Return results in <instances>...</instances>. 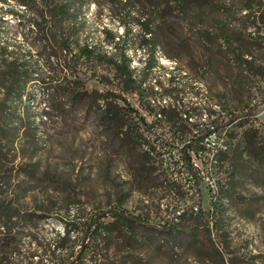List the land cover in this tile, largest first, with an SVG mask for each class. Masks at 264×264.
<instances>
[{
  "label": "trees",
  "instance_id": "obj_1",
  "mask_svg": "<svg viewBox=\"0 0 264 264\" xmlns=\"http://www.w3.org/2000/svg\"><path fill=\"white\" fill-rule=\"evenodd\" d=\"M1 1L15 2L14 8L19 10L9 12L39 38L37 53L46 61V66L40 67L27 56L0 46V106L4 113L9 102L28 94L29 85H44L50 106L65 120L66 129L89 131L94 150L108 159L104 171L117 162L128 175L124 182L127 188L116 189L113 206L98 207L88 217L67 214L62 233L42 250L40 257V247L31 253L27 264H42L45 259L49 264H145L136 254L142 247L163 254V260L167 257L171 262L181 253L194 250L201 254L207 249L211 260L226 264L219 246L200 244L201 233L211 235L205 211L188 208L167 222L155 224L144 211L132 213L123 203L133 192L146 194L157 183L159 174L172 170H179L184 178L166 184L184 189L191 184L199 188L202 174L218 173L225 166L234 174L238 169L255 174L264 169V140L258 141V133L249 121L259 107L250 105L245 96L249 81L264 82V0H114L111 4L112 11L129 7V16L139 4L142 39L154 41L147 71L157 64L156 50L162 45L168 58L185 61L196 75L202 74L201 82L216 88L220 109L230 115L217 118L208 111L206 124L198 122L195 108L186 110L176 102L181 95L179 87L168 90L158 83L168 99L157 106V91L146 83V77L138 79L126 53L109 57L89 46L75 49L72 37L76 32L64 23L77 19L86 0ZM105 33L115 42L116 34ZM32 45L35 48L36 42ZM173 50L175 54H171ZM33 55L31 51L30 58ZM77 59L105 63L114 70V77H97L104 85L99 89L91 83L96 72L82 73L74 65ZM128 93L139 97L154 121L131 104ZM262 94L260 104L264 103V91ZM4 120L0 115V123ZM213 135L218 142L212 148L207 141ZM175 194L185 198L181 190ZM213 211L223 219L216 203ZM44 212L35 215L13 203H0V264H13L12 256L20 248L16 224L32 222L35 216L44 220L48 216ZM122 246L126 250H121ZM34 258L37 261L33 262Z\"/></svg>",
  "mask_w": 264,
  "mask_h": 264
},
{
  "label": "rangeland",
  "instance_id": "obj_2",
  "mask_svg": "<svg viewBox=\"0 0 264 264\" xmlns=\"http://www.w3.org/2000/svg\"><path fill=\"white\" fill-rule=\"evenodd\" d=\"M113 1L86 0L77 19L64 23L65 27H73L76 32L72 37L76 50L77 46H89L109 57L126 53L138 79L146 77V83L157 91V106L168 99L161 92L158 84L161 83L168 90L179 87L181 95L176 102L186 110L195 108L200 124L208 123V111L217 118L230 115L220 109L216 88H209L201 82L202 74L196 75L185 61L175 62L168 58L162 45L156 50L157 64L147 71L146 63L154 41L148 38L150 41L145 42L142 39L138 22L139 4L129 16V7L126 11H112ZM14 5V1L4 3L0 0V46L9 47L22 57L27 56L29 61L45 67V58L37 53L41 47L40 40L9 12L11 9L19 10ZM106 30L117 35L115 42L106 36ZM35 42L38 48L32 49ZM31 51L33 58L29 56ZM171 54H175L174 50ZM74 65L87 75H92L94 70L96 76L91 83L99 89H104V85L99 84L97 77H114L115 74L112 67L105 63L77 59ZM43 86L36 83L29 85L28 94L22 100L9 102L6 113L0 106V115L5 118L0 123V203H13L22 211L35 215L46 211L48 215L44 220L35 216L32 222L16 224L20 251L13 254V264H27V257L38 247L37 255L40 257L42 250L52 245L58 233H62L67 214L79 213L81 217H88L98 207L109 208L116 203V189L122 191V188H127L124 183L128 177L126 170L116 162L104 171L103 165H108V159L94 150L89 131L66 129L67 123L52 110L50 97L43 91ZM114 87L119 89L116 83ZM263 91L264 82L252 80L245 92L247 102L259 107L257 114L249 118L258 133L259 142L264 140V103L260 104ZM126 96L150 122L155 120L142 107L136 94L128 93ZM207 142L213 148L218 137L213 135ZM176 158H179L178 153ZM196 162L202 166L200 160ZM159 175L157 183L146 194L133 192L123 203L124 208L136 214L144 211L155 224L167 222L188 208H193L195 212L201 209L208 214L211 235L201 233L200 244L210 247L214 243L219 246L226 264H264L263 168L256 174L245 169H238L234 174L229 166L221 168L218 173L205 172L201 175L199 188L191 184L184 189H174L166 184L184 178L179 170ZM176 190L183 191L185 198L176 197ZM213 203L221 209L219 217L223 214V219H218ZM148 249L151 248H138L136 253L145 264H218L217 260L210 259L207 249L201 254L194 250L188 254L181 253L173 262L167 257L164 261L163 254L149 252ZM121 250H126V246H122ZM37 259L34 258L33 262ZM42 264L49 263L45 259Z\"/></svg>",
  "mask_w": 264,
  "mask_h": 264
}]
</instances>
